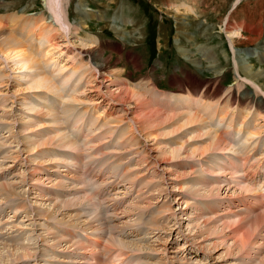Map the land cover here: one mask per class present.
I'll return each mask as SVG.
<instances>
[{
	"label": "rangeland",
	"instance_id": "rangeland-1",
	"mask_svg": "<svg viewBox=\"0 0 264 264\" xmlns=\"http://www.w3.org/2000/svg\"><path fill=\"white\" fill-rule=\"evenodd\" d=\"M115 1L63 0L70 27L68 38H63L51 26L44 0H0V217L6 223V234L0 235V264H100L102 256L117 247L124 249H117L116 264H124V257L117 254L125 249L143 254L135 263L134 256L128 257L125 263L131 264H264V224L254 236L250 231L245 248L239 244L250 229L249 223H243L264 212L263 203L256 204L264 186L255 182L256 192L245 193L247 175L236 173L238 164L231 157L235 151L245 154L247 145L255 146L251 156H264V128L258 134L254 126L255 117L263 125L264 117L254 110L241 124L226 123L215 112L216 117H211L207 105L197 108L199 98L193 103L188 97L198 90L195 80L181 85L172 77L163 78L153 60L156 45L158 58L177 56L170 60V67L178 64L209 79L233 67L245 80L239 68L251 65L256 75L262 72L259 86L252 85L264 92V0H240L237 5V0H121L112 14ZM186 3L195 11H187ZM77 7L90 11L86 21H80L86 15ZM225 19L249 31H243L238 40L229 38ZM254 21L257 24L252 26ZM258 36L261 42L254 43L252 38ZM7 38L19 42L12 43L17 49ZM230 40L238 41L236 47ZM120 44L126 47L125 57L119 54ZM20 47L29 52L20 57L24 61L16 53ZM95 49L112 58L107 72L99 74L92 62L87 64L86 52ZM202 49L215 62H208ZM147 72L158 87L180 91V102L167 107L139 89L138 78ZM230 91L208 96L218 95L219 104L227 98L232 105ZM262 91L255 92L257 99H264ZM49 97L57 99L59 106ZM188 114H199V121L186 124ZM249 133L251 141L244 138ZM260 164L264 170V162ZM103 189L106 197L99 203L92 191ZM252 196L258 197L257 202ZM69 229L74 230L71 236ZM109 242L113 247L109 248Z\"/></svg>",
	"mask_w": 264,
	"mask_h": 264
},
{
	"label": "bare ground",
	"instance_id": "bare-ground-1",
	"mask_svg": "<svg viewBox=\"0 0 264 264\" xmlns=\"http://www.w3.org/2000/svg\"><path fill=\"white\" fill-rule=\"evenodd\" d=\"M63 0H44V5H45V10L48 12V16H49V19H50V24H52L51 26L53 27V29H54V31L55 32H57V33H59V34H63V38H68V36H69V32H70V30H69V24H68V20H67V17H66V15H65V5H64V7H63V2H62ZM80 1V0H79ZM240 2V0H237V3H236V5L238 4ZM242 3V2H241ZM86 4V3H85ZM183 4V3H182ZM175 5H177V4H175ZM180 5V4H179ZM259 5V4H258ZM126 6V5H125ZM234 6V5H233ZM262 6L263 5H261V8H262ZM184 7H185V9L187 10V11H191V12H194L195 10H194V8L191 6V5H189V4H185L184 5ZM239 7V6H238ZM242 7V6H241ZM78 9H79V11L83 14H85L86 16H85V19H81L80 18V21H86L87 19H88V17H89V13L88 12H90V11H84V10H82V8L81 7H77ZM85 8V7H84ZM86 8H88V7H86ZM180 8V7H179ZM238 9V8H237ZM263 9V8H262ZM236 10V9H235ZM253 11V10H252ZM255 12H257L256 11V9L254 10ZM261 11V10H260ZM196 13V12H195ZM105 14V13H104ZM234 14V13H233ZM260 14V13H259ZM178 16V15H177ZM255 16V15H254ZM261 16H262V14H261ZM260 17V16H259ZM249 18H250V16H249ZM43 19V18H42ZM48 19V20H49ZM179 19V18H178ZM232 20V19H231ZM231 20H229V21H226V19H225V31H226V33L228 34L227 36L229 37V36H231L232 38H235V39H237V38H239L240 39V37L242 36V38H243V31H249V30H247L248 29V27H247V29H245L246 27H239L238 26V23L237 24H235V25H233L232 24V22H230ZM252 20H254V19H251V21ZM43 21V20H42ZM116 21V20H115ZM131 21V20H130ZM263 21V20H262ZM129 22V21H128ZM81 23H83V22H81ZM1 25V24H0ZM47 25V24H46ZM111 25V24H110ZM117 25V24H116ZM244 25V24H243ZM259 26V28H260V25H258ZM81 27H82V25H81ZM85 27V26H84ZM262 27V26H261ZM1 28V27H0ZM72 28H73V26H72ZM83 28V27H82ZM115 28V27H114ZM122 28V27H121ZM120 28V29H121ZM185 28V27H184ZM2 29H3V27H2ZM1 29V30H2ZM43 29L44 28H42L40 31H39V37L41 38V32L43 31ZM49 29V28H48ZM117 29V28H116ZM119 29V28H118ZM76 31V30H75ZM125 31V30H124ZM72 32V31H71ZM185 32V31H184ZM51 33H52V30L51 31H49V36H48V39H50V36H51ZM120 33V32H119ZM253 33L256 35L257 34V31H253ZM2 36H4V35H2ZM62 37V36H61ZM237 37V38H236ZM12 38H15V37H12ZM17 38V37H16ZM53 38V37H52ZM230 38V37H229ZM247 38V37H246ZM6 39V38H5ZM8 39V41L9 40H12V42H10L9 43V45L10 44H12V43H15V44H19V42H15V40L14 39H9V38H7ZM248 39V38H247ZM251 39V38H250ZM238 40V39H237ZM237 40H230L231 41V43H232V45L234 46V47H236V44H237ZM244 40V39H243ZM19 41V40H18ZM50 41V40H49ZM66 41V40H65ZM234 41V42H233ZM250 41V40H249ZM252 41H254V43L255 42H257V41H260L259 40V36H258V38H252ZM67 42V41H66ZM261 42V41H260ZM20 43H21V41H20ZM51 43V42H50ZM71 43H73V42H71ZM250 43V42H249ZM51 44H53V43H51ZM251 44V43H250ZM261 44V43H260ZM259 44V45H260ZM12 45H14V44H12ZM56 45V44H55ZM54 45V47H56L57 49H59L60 47H57V45L55 46ZM61 45H65V44H61ZM71 45V44H70ZM11 46V45H10ZM20 46H22V45H20ZM84 46V45H83ZM12 47V46H11ZM15 47V45L13 46V48ZM18 47V46H17ZM17 47H15L16 49H17ZM23 47V46H22ZM90 47H91V45H90ZM8 48H9V46H8ZM8 48H6V49H8ZM91 48H93V47H91ZM3 49V48H2ZM86 49V48H85ZM263 49V48H262ZM10 50V49H9ZM8 50V51H9ZM20 51L19 52H16V50L14 51L13 50V53L12 54H14V52H16V53H18V55H19V57L18 58H20L22 55H25V54H28L29 52H27V53H25L26 51H25V49L24 50H22V48L20 47V49H19ZM56 50V49H55ZM88 50V49H87ZM236 50V49H235ZM4 51V50H3ZM11 51V50H10ZM50 51H52V50H50ZM58 51V50H57ZM52 52H54V51H52ZM185 52V53H184ZM202 53H203V55H204V58L205 59H207L208 60V62H210V63H213L212 61H211V59H209L210 58V56L208 55V53H207V51L206 50H203L202 49V51H201ZM5 53V52H4ZM10 53V52H9ZM10 53V54H11ZM15 53V55L17 56V54ZM182 53H184V54H187L188 53V51H186V50H183L182 49ZM0 54H2L1 52H0ZM6 54V53H5ZM52 54V53H51ZM50 54V55H51ZM54 54V53H53ZM15 55H11L12 57H16ZM86 55L88 56V58L89 59H86V62H87V64L88 63H90V62H92L93 64L92 65H94V67H95V70L100 74V72H105L106 71V69L107 68H109V66L113 63V60H112V58H109V57H106L103 53H100V51H98L97 49H95V50H91V51H88V52H86ZM28 56V55H27ZM48 56V55H47ZM7 57H8V55H7ZM11 57V58H12ZM24 57V56H23ZM23 57L22 58H20V60H23L24 61V59H23ZM30 57H32V56H30ZM29 56H28V58H30ZM264 57V55L262 56V58ZM6 58V57H5ZM4 58V59H5ZM8 58H10V57H8ZM7 58V59H8ZM25 58H27V57H25ZM34 58V57H33ZM74 59V58H73ZM27 60H29V59H27ZM88 60V61H87ZM26 61V60H25ZM74 61V60H73ZM242 61V60H241ZM245 61V60H244ZM27 62V61H26ZM26 62L25 63H23V66L22 67H25L26 66ZM31 62V61H30ZM84 62V61H83ZM82 62V63H83ZM86 62H85V64H86ZM196 62V61H195ZM28 63V62H27ZM249 63V62H248ZM85 64H83L84 66H85ZM237 64V63H236ZM245 64H247V63H245ZM21 65H22V63H21ZM25 65V66H24ZM32 65H34L35 66V64H32ZM38 65V64H37ZM36 65V66H37ZM91 65V66H92ZM213 65V64H212ZM87 66V65H86ZM89 66H90V64H89ZM210 66V65H209ZM240 66V65H239ZM255 66V65H254ZM33 66H31V68H32ZM39 67V66H38ZM38 67H36V68H38ZM92 68H93V66H92ZM234 68H235V66H234ZM237 68V67H236ZM239 68V67H238ZM79 69H80V67H79ZM240 69V72H241V77L243 78V76L245 77V80L246 81H248V83L249 82H251V85H252V83L253 84H257L258 85V77L259 78H261L260 77V75H262L260 72H259V74H255V73H253V68L251 67V65H247V66H243V67H241V68H239ZM37 70V69H36ZM88 70H93V69H88ZM87 70V71H88ZM114 70V69H113ZM237 70V69H236ZM235 70V71H236ZM259 71H261V69L259 70ZM91 72V71H90ZM93 72H94V70H93ZM107 72V71H106ZM118 72H120V71H118ZM258 72V71H257ZM95 73V72H94ZM92 74V73H91ZM122 73L120 72V75H121ZM9 75V74H8ZM123 75V74H122ZM238 75V74H237ZM259 75V76H258ZM41 78V77H40ZM43 78V77H42ZM46 78V77H45ZM263 78H264V76H263ZM44 79V78H43ZM49 79V78H48ZM120 80H121V78H120ZM43 81V80H42ZM41 82V81H40ZM263 82H264V80H263ZM36 84V83H35ZM92 86V85H91ZM259 86V85H258ZM261 86V85H260ZM42 87V86H41ZM118 89H121V88H117V91H118ZM130 89V88H129ZM129 89H127V90H129ZM131 89H132V87H131ZM123 90V89H122ZM116 91V90H115ZM121 91V90H120ZM119 91V92H120ZM124 91V90H123ZM133 92V91H132ZM136 92V91H135ZM137 93H139V91H137ZM116 94V93H115ZM120 94V93H119ZM143 95V94H142ZM194 95V96H193ZM116 96V95H115ZM143 96H145V95H143ZM188 97L193 101V103H195L196 102V100H197V98H198V96H195V93H193L192 95H190V94H188ZM136 98H137V96H136ZM139 98H140V96H139ZM133 99V98H132ZM202 98L200 97V100H201ZM184 101V100H183ZM140 102V101H139ZM144 102V101H143ZM134 103V102H133ZM141 103H142V101H141ZM149 103V102H148ZM187 104V101H185V104L184 105H186ZM191 104H192V102H191ZM137 105H138V103H137ZM137 105H135V106H137ZM141 105V104H140ZM143 105H145V104H143L142 103V106ZM141 106V107H142ZM183 106V105H182ZM193 105H189L188 107H192ZM206 106V105H205ZM156 108V107H155ZM207 109H208V107H206ZM129 109V108H128ZM134 109H135V107H134ZM133 109V110H134ZM142 109V108H141ZM136 110V109H135ZM162 110V109H161ZM128 111V110H127ZM140 111V109H138V112ZM142 111V113H143V110H141ZM155 111V110H154ZM156 111H158V110H156ZM206 111V110H205ZM131 112H133V111H131ZM137 112V111H136ZM144 112H145V110H144ZM141 113V114H142ZM155 113V112H154ZM162 113V112H161ZM183 113V112H182ZM181 113V114H182ZM191 113V112H190ZM134 114V113H133ZM152 114V113H151ZM171 114H172V112H171ZM135 115V114H134ZM139 115V114H138ZM148 115V114H147ZM154 115V114H153ZM160 115V114H159ZM168 115V114H167ZM167 115H165V113H164V116H166V117H168ZM189 115V117L186 119V124H187V122L188 123H195V122H197V121H199V119H198V116L200 117V115L198 114L197 115V117H195V116H191L190 114H188ZM187 115V116H188ZM196 115V114H195ZM140 116V115H139ZM171 116V115H170ZM203 116H204V114H203ZM135 117V116H134ZM160 117V116H159ZM161 117H163L162 116V114H161ZM176 117V116H175ZM174 117V118H175ZM165 118V117H164ZM66 120V119H65ZM60 121V120H59ZM152 121V120H151ZM202 121V120H201ZM202 122H204V121H202ZM142 123V122H141ZM201 123V122H200ZM131 124H132V122H131ZM137 124H138V122H137ZM134 125H136L135 123H134ZM133 125V128H135V126ZM141 125V124H140ZM154 125V124H153ZM183 125V124H182ZM181 127V126H180ZM152 128V127H151ZM138 129V128H137ZM136 129V130H137ZM154 129V128H153ZM131 130V129H130ZM134 130V129H133ZM166 130V129H165ZM177 131V130H176ZM136 132V131H135ZM156 132V131H155ZM139 133V132H138ZM150 133V132H149ZM206 133V132H205ZM213 133V132H212ZM255 133V132H254ZM149 137V136H148ZM253 137V136H252ZM62 138V137H61ZM70 138V137H69ZM133 138V137H132ZM192 138V137H191ZM219 138V137H218ZM51 139V138H50ZM146 139V138H145ZM253 139V138H252ZM67 140V139H66ZM70 140V139H69ZM135 140V139H134ZM217 140V139H216ZM219 140V139H218ZM251 141V140H250ZM71 142H72V140H71ZM70 142V143H71ZM75 142V141H74ZM73 142V143H74ZM217 142V141H216ZM65 143V142H64ZM63 143V144H64ZM219 143V142H218ZM217 143V144H218ZM214 144V143H213ZM220 144H223V143H220ZM68 145V144H67ZM70 145V144H69ZM212 145V144H211ZM217 146V145H216ZM215 146V147H216ZM228 146V145H227ZM68 147V146H67ZM72 147V146H71ZM78 147V146H77ZM198 147V146H197ZM212 147V146H211ZM214 147V146H213ZM221 147H222V145H221ZM221 147L219 148V149H221ZM233 147V146H232ZM159 148V147H158ZM223 148L225 149V147L223 146ZM75 149V148H74ZM196 149V148H195ZM210 149V148H209ZM223 149V150H224ZM227 149V148H226ZM226 149H225V151H226ZM191 150H193V149H191ZM202 150V149H201ZM230 150V149H229ZM231 150H232V148H231ZM178 151V150H177ZM198 152V151H197ZM180 153V152H179ZM195 153V152H194ZM241 153V152H240ZM169 154V153H168ZM201 154V153H200ZM199 154V155H200ZM204 155V154H203ZM201 156V155H200ZM145 157V156H144ZM13 158V157H12ZM32 160V159H31ZM144 160V159H143ZM168 161V160H167ZM41 163V162H40ZM238 164V163H237ZM259 166H261V164L259 165ZM250 170L251 169H248L247 171H245L244 170V168L242 167V166H239V164H238V167H237V174L238 173H243V174H249L250 173ZM253 172L255 173L254 174V176L256 175V166H254V169H253ZM41 179V178H40ZM252 178H250L248 175H247V179H245L246 181V185H243L244 186V192L245 193H255L256 192V190L258 189L257 188V186H254V183L256 182H258L259 180L258 179H256V180H251ZM247 180H249V182H247ZM40 181V180H39ZM201 181H203V180H199L198 181V183L200 184V186H202V185H204V184H202L201 183ZM37 182V181H36ZM205 183V182H204ZM259 184V183H258ZM3 187H5V186H3ZM210 189V188H209ZM261 190V189H260ZM211 191V190H210ZM262 191V190H261ZM11 192V191H10ZM12 193V192H11ZM200 193V192H199ZM260 195V194H259ZM258 195V196H259ZM263 195V194H262ZM260 197V196H259ZM84 198H86V197H84ZM252 198L256 201L257 199H258V197L256 198V196H252ZM49 200V199H48ZM78 200H80L81 201V199H78ZM87 200H88V197H87ZM254 200H253V202H254ZM260 200V199H259ZM261 200H264V197H261ZM165 201V200H164ZM252 201V200H251ZM79 202V201H78ZM83 202V201H82ZM86 202V201H85ZM84 202V203H85ZM89 202H90V200H89ZM257 202V201H256ZM69 203V202H68ZM186 203H188L187 201H186ZM82 204V203H81ZM256 204H261V201L260 202H258V203H256ZM76 205V204H75ZM246 205V204H245ZM253 205H255V204H253ZM70 206V205H69ZM246 206H248V205H246ZM260 207V206H259ZM258 207V209H261V208H259ZM168 208V207H167ZM248 208V207H247ZM262 208H263V206H262ZM130 209V208H129ZM145 209V208H144ZM147 209V208H146ZM17 210V209H16ZM128 210V209H127ZM132 210V209H131ZM166 210V209H165ZM168 210V209H167ZM264 210V209H263ZM119 211V210H118ZM125 211V210H124ZM163 211V210H162ZM128 212V211H127ZM166 212V211H165ZM164 212V213H165ZM48 213V212H47ZM123 213V212H122ZM129 214H130V212H128ZM127 213V214H128ZM264 212H262V214H259L258 216H260V215H264L263 214ZM41 214H42V212H41ZM45 215H46V212H45ZM79 215V214H78ZM77 215V216H78ZM164 215V214H163ZM43 216V215H42ZM48 215H46L45 217L46 218H48L47 217ZM50 216V215H49ZM156 216H157V214H156ZM258 216H255V218H252V220L251 219H249V221H247V223L245 222V224L242 222V220H240L242 223H243V225L242 226H247L248 225V223L250 224L248 227L250 228L249 229V232H248V234H247V236H245V237H242L243 238V241H241V242H239V244L240 245H242L243 247L250 241V239H251V237L252 236H254V234H253V232L254 231H256L258 228H260L263 224H264V217H261V218H257ZM44 217V216H43ZM70 217V216H69ZM80 217V216H79ZM162 217V216H161ZM160 217V218H161ZM175 217V216H174ZM152 218V217H151ZM198 218V217H197ZM51 219V218H50ZM119 219V218H118ZM153 219H155V218H153ZM53 220H54V218H53ZM71 220V219H70ZM93 220V219H92ZM98 221H99V219H98ZM122 221H123V219H122ZM159 221V220H158ZM208 220H206V222H207ZM222 221V220H221ZM240 221H239V223H240ZM243 221H245V219L243 220ZM101 222V221H100ZM118 222V221H117ZM134 222V221H133ZM205 222V223H206ZM209 222V221H208ZM91 223V222H90ZM116 223V222H115ZM135 223V222H134ZM196 223H198L197 221H196ZM203 223H204V221H203ZM205 223H204V225H205ZM126 224V223H125ZM199 224V223H198ZM212 224V223H211ZM84 225V224H83ZM85 225H87V224H85ZM115 225H119V224H115ZM128 225V224H127ZM127 225H125V226H127ZM213 225V224H212ZM224 225V224H223ZM222 225V226H223ZM229 225V224H228ZM232 225V224H231ZM237 225V224H236ZM128 226H132V225H128ZM127 226V227H128ZM191 226V225H190ZM189 226V227H190ZM209 226V225H208ZM230 226V225H229ZM234 226V225H233ZM241 226V227H242ZM264 226V225H263ZM116 227V226H115ZM114 227V228H115ZM121 227V226H120ZM119 227V229H121ZM122 227H124V225L122 226ZM134 227V226H133ZM132 227V228H133ZM216 227V226H215ZM215 227H212L213 229L215 228ZM219 227H221V226H219ZM225 227V226H224ZM226 227H227V223H226ZM74 228H76V227H74ZM81 228V227H80ZM111 228H113V226H111ZM117 228V227H116ZM116 228H115V230H116ZM125 228V227H124ZM129 228V227H128ZM127 228V229H128ZM207 228V227H206ZM205 228V229H206ZM211 228V227H210ZM209 228V229H210ZM232 228V227H231ZM235 228V227H234ZM83 229H84V227H83ZM85 229H89L88 227L86 228L85 227ZM84 229V230H85ZM220 229V228H219ZM229 229V228H228ZM227 229V230H228ZM233 229V228H232ZM157 230V229H156ZM216 230V229H215ZM226 230V229H225ZM224 230V231H225ZM120 231H122V229L120 230ZM221 231V230H220ZM223 231V230H222ZM223 231V232H224ZM250 231H251V233L253 234L252 236H251V234H250ZM235 232V231H234ZM208 233V232H207ZM206 233V234H207ZM231 233H233V231L231 232ZM209 234V233H208ZM223 234V233H222ZM234 234V233H233ZM57 235V234H56ZM112 235H113V233H112ZM221 235V234H220ZM219 235V236H220ZM113 236H115V235H113ZM112 236V237H113ZM201 236V235H200ZM208 236V235H207ZM212 236V235H211ZM217 236H218V233H217ZM226 236V235H225ZM227 236H228V234H227ZM110 237H111V235H110ZM203 237H206L205 235L203 236ZM117 239H119V237L117 238ZM120 239H122V238H120ZM113 240H114V238H113ZM233 240V239H232ZM239 240H241V237H240V239ZM45 241V240H44ZM43 241V242H44ZM65 241V240H64ZM115 241V240H114ZM235 241H238V238L236 239V240H234V242ZM126 242V241H125ZM110 244H108V245H111V242H109ZM133 243V242H132ZM3 244V243H2ZM75 244V243H74ZM113 244V243H112ZM238 243H237V246L239 245ZM47 245V244H46ZM120 246H125V245H123L122 243H120L119 244ZM138 245V244H137ZM188 245V244H187ZM200 245V244H199ZM235 245V244H234ZM233 245V246H234ZM73 246V245H72ZM117 246V245H116ZM134 246V245H133ZM136 246V245H135ZM228 246V245H227ZM241 246V247H242ZM18 247H19V245H18ZM110 247H113L112 245L111 246H109V248ZM115 247V246H114ZM130 247H131V245H130ZM137 247V246H136ZM240 247V246H239ZM62 248V247H61ZM209 248V247H208ZM245 248V247H244ZM66 249V248H65ZM116 249V248H115ZM122 249H124V247H122L121 248V250ZM231 250H233L232 248H230ZM241 249V248H240ZM243 249V248H242ZM241 249V250H242ZM244 250V249H243ZM13 251H15V250H13ZM23 251V250H22ZM26 251V250H25ZM111 251V250H110ZM230 251V250H229ZM17 252V251H16ZM123 252V251H122ZM121 251L117 254V256H118V258H120V259H122V257H124V253H122ZM204 252V251H203ZM231 252V251H230ZM229 252V253H230ZM242 252V251H241ZM18 253V252H17ZM24 253V252H23ZM27 254H28V252H27ZM91 254H93V253H91ZM24 256V255H23ZM22 255H21V257H23ZM25 256H27V255H25ZM28 256H29V254H28ZM21 257H18V258H21ZM17 258V257H16ZM26 258V257H25ZM153 262V261H152ZM143 264V263H142ZM149 264V263H148ZM156 264V263H155ZM262 264H263V262H262Z\"/></svg>",
	"mask_w": 264,
	"mask_h": 264
},
{
	"label": "crops",
	"instance_id": "crops-1",
	"mask_svg": "<svg viewBox=\"0 0 264 264\" xmlns=\"http://www.w3.org/2000/svg\"><path fill=\"white\" fill-rule=\"evenodd\" d=\"M121 2V0L120 1H118V3H117V0L115 1V3L116 4H113V5H111V11L115 8V9H117V10H119V8H117V6L116 5H119V3ZM126 2V1H125ZM128 5H129V2H126ZM130 6V5H129ZM131 7V6H130ZM130 10H132V8L130 9ZM127 11H125V13H126ZM132 12V11H131ZM131 12L130 13H128V15H130L131 14ZM123 13V12H122ZM125 13H123V14H125ZM112 14H115V11H112ZM120 14H121V11H120Z\"/></svg>",
	"mask_w": 264,
	"mask_h": 264
}]
</instances>
